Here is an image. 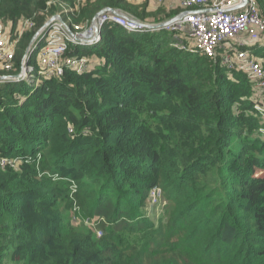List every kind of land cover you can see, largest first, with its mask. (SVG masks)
Wrapping results in <instances>:
<instances>
[{
	"label": "trees",
	"instance_id": "trees-1",
	"mask_svg": "<svg viewBox=\"0 0 264 264\" xmlns=\"http://www.w3.org/2000/svg\"><path fill=\"white\" fill-rule=\"evenodd\" d=\"M146 8L0 0L18 40L13 70L0 76L20 72L57 13L86 26L105 9L156 23L183 11ZM20 21L34 26L18 38ZM185 42L178 31L109 23L97 46L70 45L67 56L90 59L86 73L0 83V264H264L261 96L247 74ZM251 49L264 61V48ZM155 188L166 200L158 216ZM64 210L80 225L102 218V236L73 227Z\"/></svg>",
	"mask_w": 264,
	"mask_h": 264
},
{
	"label": "built area",
	"instance_id": "built-area-1",
	"mask_svg": "<svg viewBox=\"0 0 264 264\" xmlns=\"http://www.w3.org/2000/svg\"><path fill=\"white\" fill-rule=\"evenodd\" d=\"M94 1L80 0L81 4ZM165 1L167 0H158L161 4ZM178 2L184 10L183 19L179 24L168 27L167 30L184 34L188 40L185 39V44H181L183 50L219 58L228 70L247 74L261 96L262 105L257 109L264 118V61L254 54V50H250L251 47L264 48V17L256 1L248 0L245 7H243V0H178ZM53 17H61V15L57 14L51 18ZM93 21L86 26L72 24L70 20L64 21V19L63 22H52L35 44L30 43L22 59L20 72L7 76L6 81L26 79L33 82L37 78L60 77L66 69L77 74L86 73L90 69V59L86 56H67L70 45L97 46L102 42L105 26L109 23L118 25L130 34L151 31L145 28L143 22L129 18L119 10L114 13L106 11L95 20L101 30L100 34L96 33ZM33 26L34 23L29 21L18 22L15 30L18 38L25 30H30ZM12 27L11 22L5 24L0 20V68L7 72L13 70L11 61L18 43V40L13 39L11 35ZM35 53H38L36 67L32 62V56ZM7 162L2 160L1 163ZM16 162L14 160V163ZM14 163L12 161V164ZM71 188L73 194L78 190L74 181H71ZM161 194L162 191L159 188L153 189L151 206ZM78 209L77 203L74 202L73 211L76 212ZM94 220L99 223L104 221L102 218ZM76 222L81 224L79 220ZM95 232L99 237L103 234L102 230Z\"/></svg>",
	"mask_w": 264,
	"mask_h": 264
},
{
	"label": "crops",
	"instance_id": "crops-1",
	"mask_svg": "<svg viewBox=\"0 0 264 264\" xmlns=\"http://www.w3.org/2000/svg\"><path fill=\"white\" fill-rule=\"evenodd\" d=\"M127 3H129L130 5L133 6H138V7H143L146 6V11L147 13H149L150 15H154L156 13H158L159 10H162V14H160V18L165 17L164 15L168 14L171 15V12H175V11H181L180 6H179V2L178 0H167L165 1L163 4L159 3L158 0H125ZM119 12L123 13L124 15L133 18L135 20L141 21L143 23H148V24H157L155 22L154 17L151 16V18H147L146 20H140L137 17H135L134 15L130 14L129 12H126L124 10H119ZM184 14V10L181 11L179 14L175 15L176 16H181ZM174 18V17H173ZM167 18H164L163 21H167ZM160 22V23H161ZM242 39V38H240ZM250 50H253L250 48Z\"/></svg>",
	"mask_w": 264,
	"mask_h": 264
},
{
	"label": "water",
	"instance_id": "water-1",
	"mask_svg": "<svg viewBox=\"0 0 264 264\" xmlns=\"http://www.w3.org/2000/svg\"><path fill=\"white\" fill-rule=\"evenodd\" d=\"M248 4V0H243V7H245ZM117 12V10L115 9H105L102 10L101 12H99L96 16L95 19L93 21V24L95 25V29H96V33L100 34L101 30L98 28L95 20H97L98 18H100V16L104 13V12ZM184 15L181 16H176L170 20L161 22V23H157V24H146L143 23V25L145 26L146 29L151 30V31H160V30H166L168 27L173 26L174 24H179V22L183 19ZM54 21H59V22H63V19L61 17H53L50 18L49 20L46 21V23L43 25V27L35 34V36L33 37L31 43L35 44L39 37L41 36V34L50 26V24ZM69 30V27H67ZM70 31V30H69ZM71 32V31H70ZM72 33V32H71ZM7 80V76H0V83L5 82Z\"/></svg>",
	"mask_w": 264,
	"mask_h": 264
},
{
	"label": "rangeland",
	"instance_id": "rangeland-1",
	"mask_svg": "<svg viewBox=\"0 0 264 264\" xmlns=\"http://www.w3.org/2000/svg\"><path fill=\"white\" fill-rule=\"evenodd\" d=\"M256 1V3L258 4V6H259V8H260V10L262 11V14L264 15V4L263 5H261L260 3H259V1L258 0H255ZM94 7V6H93ZM93 7H91V8H93ZM58 15H59V13H57ZM57 14H55V15H57ZM55 15H53V16H55ZM130 18V17H129ZM185 39H186V37H185ZM186 40H188V39H186ZM37 60H38V53H35V54H33V56H32V62H34V61H36L37 62ZM259 175H261V174H259ZM158 198H157V201L153 204V215L154 216H158L159 215V213H160V211H161V209H162V207H164L165 205H166V200L164 199V195L163 194H161V196L159 197V196H157ZM64 212H65V215H66V217L69 219V223L73 226V227H75V228H77V229H79V228H83V231H89V230H95V231H99V228H100V226H101V223H99V221H96V220H94V222H91V223H86L85 225H80V224H78L77 222H76V218H77V216L74 214V212H72V211H66V210H64Z\"/></svg>",
	"mask_w": 264,
	"mask_h": 264
}]
</instances>
